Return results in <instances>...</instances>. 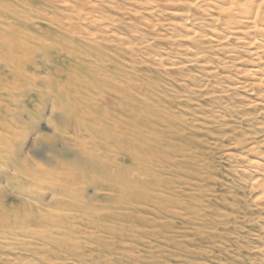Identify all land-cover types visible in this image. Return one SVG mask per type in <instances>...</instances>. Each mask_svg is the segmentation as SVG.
<instances>
[{"label": "rangeland", "instance_id": "374dc122", "mask_svg": "<svg viewBox=\"0 0 264 264\" xmlns=\"http://www.w3.org/2000/svg\"><path fill=\"white\" fill-rule=\"evenodd\" d=\"M3 1L8 7L1 8L6 15L1 18L18 24L15 28L34 25L37 32L65 35L92 53L99 51L112 72L125 74L133 86L143 87L153 108L182 121L176 127L195 153L189 163L174 167L173 178L181 183L172 185L173 191L179 190L175 198L190 204L191 214L184 212V219L170 218L163 226L151 221L142 225L147 231H161V237L132 234L116 243L101 232L94 234L87 228L85 232L83 226L72 223L75 228L70 235L82 244L78 259H53L46 252L38 255L35 249H44L39 242L10 241L0 242V264H264V202L254 200L257 189L252 182L257 173L246 162L251 157L246 154L250 145L259 142L264 150V80H256L264 70V54L253 59L245 33L230 31L217 20L216 11L209 7L202 11L189 0ZM27 8L31 11L26 12ZM78 13L96 21L101 17L106 26L77 23L73 16ZM27 15L29 20L24 19ZM230 26L241 30L244 24ZM122 35L127 37L124 44L117 39ZM47 111L37 117L17 114L26 126L12 129L18 133V142L15 136L13 143L15 157L55 167L54 153L67 155L59 141L49 144L45 140L54 135ZM34 133L41 139L32 140ZM13 166L9 158H0V200L5 206L17 203L18 195L33 202L30 211L34 214L39 207L77 214L68 205L72 199L58 192L57 185L64 182L54 173L45 175L35 192L26 191L25 197L16 194L12 173L19 172ZM25 179L22 185L28 186ZM91 190H81L79 199L92 203ZM135 216L152 219L149 213ZM58 230L59 238L67 236ZM163 232L167 239L162 238ZM96 234L111 242L104 251L92 238Z\"/></svg>", "mask_w": 264, "mask_h": 264}, {"label": "bare ground", "instance_id": "6f19581e", "mask_svg": "<svg viewBox=\"0 0 264 264\" xmlns=\"http://www.w3.org/2000/svg\"><path fill=\"white\" fill-rule=\"evenodd\" d=\"M189 3L202 11L206 7L213 9L219 16L217 20H222L230 31L245 33L253 59L264 54V0ZM5 4L0 0V158L14 163L13 169L19 173H12V189L24 197V192H35L34 187H41L45 175L57 174L60 183L64 182L57 185L58 192L72 199L68 205L77 214H61L45 207H39L34 214L30 211L33 202L18 195L13 206H5L0 200V242L35 241L44 247L35 249L38 255L46 252L53 259L75 260L83 252L82 244L70 235L75 228L72 223L83 226L85 232L86 228L94 234L101 232L120 243L132 234L161 237V231H147L142 225L151 221L163 226L170 218L182 220L185 213L191 214L190 204L176 199L175 192L179 190L172 189L173 184L181 183L173 178L177 173L174 167L188 162L195 153L194 146L176 127L182 121L171 120L169 115L153 108L148 102L151 96L143 87L133 86L125 74L112 72L109 61L99 51L92 53L65 35L37 32L34 25H19L24 27L19 29L13 26L18 25L15 22H4L1 17L6 15L1 8L8 7ZM28 15L24 19L29 20ZM73 18L77 23L89 21L106 26L100 22L101 17L96 21L87 13ZM238 22L244 24L241 30L230 26ZM126 38L117 37L122 44ZM257 77V83L262 82L264 70ZM45 110L47 122L54 127V135L45 140L49 144L59 141L67 155L54 153L55 167L36 166L26 158L15 157L13 141L17 136L18 142V133L12 129L26 126L17 114L37 117ZM30 138L41 139L36 133ZM258 143L247 148L246 154L251 157L246 162L257 173L252 182L257 189L254 200L264 202V150ZM23 179L28 186L22 185ZM89 187L95 198L90 204L79 199V192ZM138 212L149 213L152 219L136 217ZM114 219L125 223H115ZM58 229H63L62 234L67 236L59 238ZM101 236L96 234L92 238L104 251L111 242L102 241ZM162 238L167 239L164 232Z\"/></svg>", "mask_w": 264, "mask_h": 264}]
</instances>
